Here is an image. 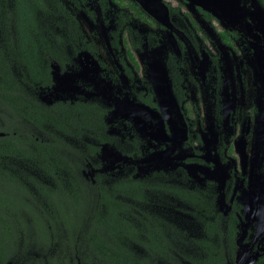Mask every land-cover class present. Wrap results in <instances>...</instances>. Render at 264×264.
Segmentation results:
<instances>
[{
    "label": "flooded vegetation",
    "instance_id": "af4514ba",
    "mask_svg": "<svg viewBox=\"0 0 264 264\" xmlns=\"http://www.w3.org/2000/svg\"><path fill=\"white\" fill-rule=\"evenodd\" d=\"M257 1L94 0L85 9V0H78L83 9L77 15L75 0H44L35 18L53 55L43 52L49 77L44 84L29 82L26 91L48 109L78 108L79 125L61 120L66 128H79L75 136L60 128L39 137L47 151L59 152V163L66 156L76 168L48 172L16 153L5 156L13 164L29 163L17 169L1 161L0 176L11 182L12 199L26 201L32 211L41 206L47 215L49 205L65 204L67 196L89 195L94 208L104 204L106 193V200L121 206L122 245L145 264H206L211 243L227 260L229 241L235 264L243 225L249 255L259 250L264 60L256 67L255 58L260 52L264 59V33ZM50 16L56 33L44 23ZM50 190L61 191L56 201ZM177 212L200 224L201 234L179 231L169 220ZM0 214V221L18 222L16 210ZM23 214L29 224L32 218ZM211 224L219 226L221 237L209 234ZM14 235L0 239L12 240L6 249L0 244V264H61L58 256L69 253L60 247L17 250Z\"/></svg>",
    "mask_w": 264,
    "mask_h": 264
},
{
    "label": "trees",
    "instance_id": "16d2710c",
    "mask_svg": "<svg viewBox=\"0 0 264 264\" xmlns=\"http://www.w3.org/2000/svg\"><path fill=\"white\" fill-rule=\"evenodd\" d=\"M259 2L264 8V0ZM43 4L44 0H12L10 8L0 7L6 26V48L3 49L0 45V132L4 133L0 136V164L1 161L9 159L5 156L16 153L37 167L53 172L57 167L75 169L76 161H69L65 156V162L59 163V152L52 149L47 151L44 148L46 142L40 140V132L52 136L53 130L62 128L65 134L75 136L76 132L79 133V128H66L61 120L64 118L79 125L75 116L79 110L64 104H57L48 109L31 98L26 91L29 82L44 84L49 77L47 64L42 60L47 56L43 52L48 49L50 56L53 55L45 42L47 39L42 38V32L37 28L35 18L37 10L44 8ZM10 27L15 30L12 34H9ZM15 72H20L21 75L17 76ZM53 107L56 109L51 110ZM10 183L4 176H0V210H11L14 213L16 210L18 222L9 224L2 219L0 239L5 235L15 234L18 245L14 249L19 250L25 246L29 249L64 248L69 253L64 252L58 256L61 264H145L133 257L122 245L120 237L124 233V221L119 214L121 206L117 200H106V193H103L105 198L100 199L104 203L102 206L92 208L90 204L93 198L89 195L81 198V195L77 194L75 200L67 196L65 204L49 205V214L45 215L41 206L39 209L33 208L32 211L25 205L26 201L15 202L8 189ZM60 193L61 191L50 190L48 195L53 197L52 201H56L55 197ZM109 205L113 208L112 212H109ZM67 206L69 207L66 208ZM23 211L33 220L29 224L24 223L26 215ZM1 217L4 215L0 214ZM52 219L58 222H52ZM208 231L211 236L221 234L216 224L208 226ZM20 241H23L21 245ZM11 242L12 240L6 241L4 238L0 244L6 249V244ZM227 242L228 240L226 244ZM228 247L230 248V241ZM229 248L226 250V260L222 248H215L211 243L205 259L206 264H231L233 252H230ZM255 264H264V256Z\"/></svg>",
    "mask_w": 264,
    "mask_h": 264
},
{
    "label": "rangeland",
    "instance_id": "374dc122",
    "mask_svg": "<svg viewBox=\"0 0 264 264\" xmlns=\"http://www.w3.org/2000/svg\"><path fill=\"white\" fill-rule=\"evenodd\" d=\"M94 0H85V2H83L82 3V6H85V9H88V8H90V6H89V3L91 2H93ZM75 2L78 4V10H77V15L80 13V11H79V9H83L82 7H80L79 6V2H78V0H75ZM260 3V2H259ZM8 6V7H10L11 6V0H0V7H2V6ZM86 5H88V6H86ZM66 7L67 8H70L71 7V3L70 2H67L66 3ZM263 7V6H262ZM71 8H73V7H71ZM259 8V7H258ZM260 9V8H259ZM84 12V11H83ZM40 15H42V14H40ZM58 16V15H57ZM58 18H59V20H58V22L60 21V17L58 16ZM43 20H44V18H43ZM50 20H51V22H52V24L50 23ZM56 19L55 18H51V16H50V18L49 19H47V21L46 20H44V23L48 26V28H50V26H51V29H50V31H52V32H54V33H56L57 32V30H55V31H53V28H55V26H52L53 25V23H54V21H55ZM5 30H6V28L4 27V21H3V19H2V17H1V13H0V43H2V48L3 49H5L6 48V44H5V40H6V36H5ZM43 30V29H42ZM52 34V33H51ZM53 35V34H52ZM53 38H51V43H52V41H54L55 42V40H52ZM56 46V45H55ZM255 64H256V67H259V65H260V60H259V58L257 57V58H255ZM20 71L22 72V69H20ZM16 74H17V76H20L21 75V73L19 72H15ZM257 73H260V68H259V70L257 71ZM56 79V84H57V81H58V78H55ZM32 92H33V90H32ZM35 95H38V96H42L43 97V91L42 90H36L35 91V93H34ZM116 117H114V119H115ZM103 152V151H102ZM103 155H104V157H105V152H103ZM16 163V164H15ZM29 163H26V162H24L23 160H17L16 162H14V164H13V162H11L10 161V159H8V160H5L4 161V165L5 166H9V167H13V168H17V169H22V168H29V165H28ZM179 213H181V212H177L174 216H169V220L171 221V223H174V224H177V225H179V226H177V229L179 230V231H182V232H185L183 229H181V227H183L184 229H186L189 233H191V234H193V235H195V236H198V235H200L201 234V228H200V224H198V223H196L195 221H193V220H189V219H186L185 217H183L182 215L183 214H179ZM242 232V231H241ZM185 234H187V233H185ZM241 234V233H240ZM188 235V234H187ZM179 245H180V247L181 248H185L186 250H189L188 248H190L189 246H187L186 244H182L181 242H179ZM187 247V248H186ZM197 251H198V248L196 249L194 246L192 247V249H191V255H195L196 253H197Z\"/></svg>",
    "mask_w": 264,
    "mask_h": 264
},
{
    "label": "water",
    "instance_id": "95a60500",
    "mask_svg": "<svg viewBox=\"0 0 264 264\" xmlns=\"http://www.w3.org/2000/svg\"><path fill=\"white\" fill-rule=\"evenodd\" d=\"M260 9H259V8ZM255 13H256V19L262 26V30L264 33V8L262 5L257 1L255 5ZM260 50V46L258 47ZM262 53H264V49L260 50ZM257 57L260 60V63H263V57L260 55V52L257 53ZM260 68V73H257V77L261 78L262 77V72ZM264 90V86H263ZM2 134V133H0ZM264 205V204H263ZM247 232V225H243V231L241 232L239 238L237 239V245L238 249L236 252V259H235V264H253L254 262L257 261V258L264 254V245H262L259 250L254 251L251 255L249 253L251 252L249 248H245V245L242 244V241L246 235ZM264 235V213L260 215L258 219H256V237L260 235ZM260 243H264V237L261 238Z\"/></svg>",
    "mask_w": 264,
    "mask_h": 264
}]
</instances>
